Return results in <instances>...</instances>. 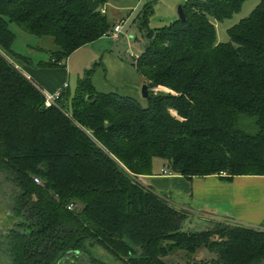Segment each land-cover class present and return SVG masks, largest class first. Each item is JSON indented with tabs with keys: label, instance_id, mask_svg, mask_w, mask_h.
Masks as SVG:
<instances>
[{
	"label": "trees",
	"instance_id": "16d2710c",
	"mask_svg": "<svg viewBox=\"0 0 264 264\" xmlns=\"http://www.w3.org/2000/svg\"><path fill=\"white\" fill-rule=\"evenodd\" d=\"M89 1L0 0V171L19 188L9 207L10 264H59L71 253L110 264L95 254L100 248L117 264H167L171 253L202 248L216 257L192 264L263 262L264 230L230 221L187 230L190 212L142 178L264 176V0L227 29V41L218 40L216 22L248 0H186L184 20L154 30L148 0L131 19L147 38L133 58L151 91L145 104L99 91L92 69L47 107L8 56L33 63L13 50L9 23L53 37L49 61L37 64L59 67L116 26L102 10L109 0L92 11ZM155 158L166 163L157 175Z\"/></svg>",
	"mask_w": 264,
	"mask_h": 264
},
{
	"label": "rangeland",
	"instance_id": "374dc122",
	"mask_svg": "<svg viewBox=\"0 0 264 264\" xmlns=\"http://www.w3.org/2000/svg\"><path fill=\"white\" fill-rule=\"evenodd\" d=\"M148 0H109L103 6L102 10L104 13H108L110 21H114L116 15L113 13V7L111 4L116 5L124 2L132 8H135L138 3H145ZM155 6V13L149 17V27L151 29H156L163 27L173 21L179 19V6L185 3L186 0H153ZM261 0H248L245 2L243 8L234 13V15L223 21H215L217 25L218 40L227 41L229 40V35L227 29L234 26L241 19L249 16V13L259 4ZM109 10V11H108ZM130 10H125L122 14L128 15ZM132 12V11H131ZM118 20H120L118 18ZM123 23L122 20H120ZM117 25H122V24ZM10 27L16 34V41L13 45V50L19 54H24L26 57H30L32 60L37 62V60H49L51 55V49H54L55 43L53 37L47 36H35L23 29L19 24L15 22L9 23ZM125 30L129 29L131 24L127 22L125 24ZM130 37H122L119 41L115 38L104 39L103 42H96L95 44L87 45L82 47L79 53L73 55L71 60L65 59L64 64L67 69L72 70L70 82V90L73 92L77 85L78 79L80 77H85L87 72L94 69L92 76L93 82L97 89L103 92L116 91L120 93H126L140 98L145 104V99L143 98L142 88L146 84V79L139 75L134 67L133 58L139 57L146 50L145 45L147 38L140 31L138 25L131 26ZM108 34H111L110 32ZM102 50V51H101ZM100 51V52H97ZM8 56L12 59L15 64L23 66V64H28L24 58H18L11 53ZM33 64V63H31ZM19 68V67H18ZM24 68L22 69V71ZM69 70V71H70ZM79 74V75H78ZM154 91L169 92L162 87L153 89ZM166 165L160 158L155 159V171L162 173V168ZM169 176L168 178H170ZM166 177H159L158 179L164 180ZM167 178V179H168ZM147 178H142V182L147 183ZM43 183V181H42ZM187 185L190 186L191 181L187 179ZM186 185V184H185ZM170 188L166 191V196L169 200L175 204L177 207H185L194 212L193 215L185 223V229L190 231H198L203 229H209L212 227L213 222L199 217L200 214H196L200 210H212V203L208 199H203L199 195L198 191L194 190V195H192V189H188L182 186H169ZM189 190V191H188ZM19 195V188L14 181H10L7 177L0 171V246L3 244V235L6 234L14 225L12 223L14 217L12 216L10 205H13L14 197ZM204 197V196H203ZM208 198V196H205ZM11 208V207H10ZM202 216V215H201ZM95 254L101 257L104 261L112 264L118 263L113 261V257L105 250L100 248V250L95 249ZM213 257H216L215 253L209 251L206 248L199 250L198 254L188 257L186 252L176 251L171 253L170 256L164 258L167 264H192L195 261L210 262ZM264 264V261L259 263Z\"/></svg>",
	"mask_w": 264,
	"mask_h": 264
},
{
	"label": "crops",
	"instance_id": "0c3cea01",
	"mask_svg": "<svg viewBox=\"0 0 264 264\" xmlns=\"http://www.w3.org/2000/svg\"><path fill=\"white\" fill-rule=\"evenodd\" d=\"M142 4L143 3H137L135 8H132V6H129L124 2H121V4L118 5L115 3L111 4L113 7V13L116 15V18L113 21L115 25L120 24V20L123 21V23H121L122 30L119 39L122 37H130V29L133 25L131 19ZM130 9L132 12L130 11L127 16L122 14L123 11ZM118 18L120 20H118ZM127 22H129L131 26L129 29L124 31L126 27L125 24ZM107 38L113 37L111 34H108L98 41L93 42V44L96 42H103V40ZM119 39L116 41H119ZM81 50L82 47L67 58L70 60V63L73 55L79 53ZM40 61L42 60H37V62L32 60L33 64L24 63L23 66H19L17 63L16 66L19 67L21 71L24 68L22 72H24L29 79L33 80L37 86L39 85L44 93H55L58 90L65 88L64 86H66V84L68 85L67 87L70 88L68 78L71 79L72 70L67 69L68 67L65 68V66L68 65L67 63L64 64L65 61H63L59 67L40 66L38 65ZM79 80L80 79H78V82ZM154 172L155 175L158 174V172ZM170 176V178H168V176L164 180L147 177L146 181L147 184L153 186L154 189L164 192L168 191L170 188L169 186H182L188 189L190 188L193 192L192 195H194V190L198 191L199 195L202 196L203 199H208L210 203H212V210H200L196 214L199 213V217L209 220L210 222L230 221L234 224H242L264 230V176H239L231 180H223L218 175H211L207 177L197 176L193 179H189L191 181L190 186L186 183L188 178L178 174ZM205 196H208V198ZM186 209L190 212L191 217V215L194 214V212L191 211L193 209Z\"/></svg>",
	"mask_w": 264,
	"mask_h": 264
},
{
	"label": "flooded vegetation",
	"instance_id": "af4514ba",
	"mask_svg": "<svg viewBox=\"0 0 264 264\" xmlns=\"http://www.w3.org/2000/svg\"><path fill=\"white\" fill-rule=\"evenodd\" d=\"M3 244L0 246V264H10L11 263V253L8 251V237L7 232L3 235ZM88 264L85 262L82 258H76L72 257V253L68 256H65L62 258V260L59 262V264Z\"/></svg>",
	"mask_w": 264,
	"mask_h": 264
},
{
	"label": "built area",
	"instance_id": "2783aa9c",
	"mask_svg": "<svg viewBox=\"0 0 264 264\" xmlns=\"http://www.w3.org/2000/svg\"><path fill=\"white\" fill-rule=\"evenodd\" d=\"M104 12V11H103ZM121 30H122V25H116L115 28L111 31V35L113 38H115L116 40L119 39L120 37V33H121ZM68 85L66 84V86H64L65 88L67 87ZM62 89L58 90L57 92L55 93H52V94H47V93H44L45 96H46V106L47 107H51L53 106L54 104L57 103L58 99L61 98L62 96ZM163 173L164 174H171L170 172H167L166 170L163 169ZM223 175H225V173H221ZM34 180L38 183V184H41L42 183V179H39L37 177L34 178ZM70 208H73V205L71 204L70 205Z\"/></svg>",
	"mask_w": 264,
	"mask_h": 264
},
{
	"label": "water",
	"instance_id": "95a60500",
	"mask_svg": "<svg viewBox=\"0 0 264 264\" xmlns=\"http://www.w3.org/2000/svg\"><path fill=\"white\" fill-rule=\"evenodd\" d=\"M89 5L92 10H97L99 7V3L96 0H90ZM179 19H185V11H184V6L180 5L179 6ZM143 98L144 99H149L151 97V91H149L148 85L144 84L143 88Z\"/></svg>",
	"mask_w": 264,
	"mask_h": 264
}]
</instances>
